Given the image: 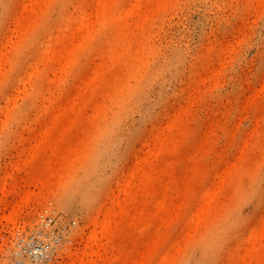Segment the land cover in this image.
<instances>
[{
  "label": "rangeland",
  "instance_id": "374dc122",
  "mask_svg": "<svg viewBox=\"0 0 264 264\" xmlns=\"http://www.w3.org/2000/svg\"><path fill=\"white\" fill-rule=\"evenodd\" d=\"M33 1L0 0V264H72L103 205L91 264H260L264 0Z\"/></svg>",
  "mask_w": 264,
  "mask_h": 264
},
{
  "label": "bare ground",
  "instance_id": "6f19581e",
  "mask_svg": "<svg viewBox=\"0 0 264 264\" xmlns=\"http://www.w3.org/2000/svg\"><path fill=\"white\" fill-rule=\"evenodd\" d=\"M37 2L38 1L35 0L30 4V6L28 8V12L24 16L25 19L26 18L28 19L30 17L31 12L35 11V9H36L35 5ZM38 6H40V5H38ZM104 14L105 13L102 11L101 16H102L103 20L105 19ZM115 20L117 21V24H119L120 29H121L125 23V18L121 16L120 18H117ZM79 23H80V26L86 30V33L84 36L85 37L88 36L89 33L87 32V29L91 23L90 17L86 13H81V15L79 16ZM52 129L53 128H51L50 130H47V133H46L47 137L53 133ZM53 148L55 149L56 146L53 145ZM47 165H48L47 166L48 168H51L50 164H47ZM48 170L50 171V169H48ZM50 174L52 176H56V178L58 179L57 172H52ZM113 198H114V202H116L117 201L116 198L115 197H113ZM210 201H211V196L209 193H206L205 199H204L205 204L202 207L204 209H203L201 216L199 217L198 222H202V220L203 221L205 220L204 215H205L206 211L208 210V206L210 205ZM112 213H113L112 208L107 207L106 205H103L98 210V212L92 217V219L88 225L90 227V231L84 240V242H85V244L83 245L84 248L83 249L80 248V250L82 249L81 251L78 249L79 251L76 250V251H74V253H72V251H70V254H68L69 256H67V257L72 258L71 259L72 264H91L88 257H91L93 254L96 253L95 246L98 244L99 240L102 237L108 236L112 233V230H113V221L111 219ZM260 245L261 244H259V247H260ZM259 247L255 245L253 250L257 253V252H259V250L261 248V247L260 248ZM257 254H259V253H257ZM169 256H170L169 253L167 251H165L161 255L160 259L155 261V264H168L170 261ZM259 263L264 264V257L259 258Z\"/></svg>",
  "mask_w": 264,
  "mask_h": 264
}]
</instances>
